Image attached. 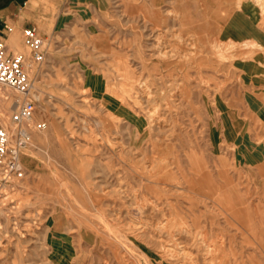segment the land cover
I'll use <instances>...</instances> for the list:
<instances>
[{
    "label": "rangeland",
    "instance_id": "rangeland-1",
    "mask_svg": "<svg viewBox=\"0 0 264 264\" xmlns=\"http://www.w3.org/2000/svg\"><path fill=\"white\" fill-rule=\"evenodd\" d=\"M45 17L0 264H264V0Z\"/></svg>",
    "mask_w": 264,
    "mask_h": 264
},
{
    "label": "built area",
    "instance_id": "built-area-1",
    "mask_svg": "<svg viewBox=\"0 0 264 264\" xmlns=\"http://www.w3.org/2000/svg\"><path fill=\"white\" fill-rule=\"evenodd\" d=\"M23 37L29 54L10 52L0 43V101L11 102L12 109L9 126L0 119V190L12 177L21 178L24 174L21 148L30 138L29 127L36 107L28 65L42 62L45 57L44 40L35 26L25 28ZM13 93L16 97L11 99Z\"/></svg>",
    "mask_w": 264,
    "mask_h": 264
},
{
    "label": "crops",
    "instance_id": "crops-1",
    "mask_svg": "<svg viewBox=\"0 0 264 264\" xmlns=\"http://www.w3.org/2000/svg\"><path fill=\"white\" fill-rule=\"evenodd\" d=\"M66 0H0V43L8 51L25 53L26 42L23 37L25 28L41 25L48 14L58 13ZM50 18V17H49ZM55 22V21H54ZM40 34H42L40 32Z\"/></svg>",
    "mask_w": 264,
    "mask_h": 264
}]
</instances>
